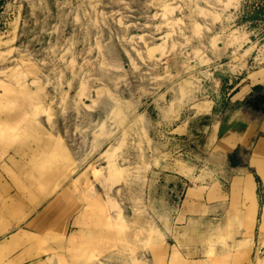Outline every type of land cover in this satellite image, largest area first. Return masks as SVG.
<instances>
[{
    "label": "rangeland",
    "instance_id": "rangeland-1",
    "mask_svg": "<svg viewBox=\"0 0 264 264\" xmlns=\"http://www.w3.org/2000/svg\"><path fill=\"white\" fill-rule=\"evenodd\" d=\"M243 3L234 22L239 0H0V264L263 260V188L252 244L208 246L246 237L252 188L240 198L217 182L213 154L189 143L186 157L185 144L157 134L143 115L158 120L144 104L155 97L168 120L182 107L206 111L210 103L196 102L205 86L220 87L207 71L219 46L240 67L256 48L249 65L264 64V0ZM236 28L247 42L230 39ZM203 169L207 176L192 178ZM174 171L190 180L188 198L205 192L202 211L216 225L180 238L196 217L175 219L173 230L163 219L160 230L145 216L163 206L146 198L148 176Z\"/></svg>",
    "mask_w": 264,
    "mask_h": 264
},
{
    "label": "crops",
    "instance_id": "crops-1",
    "mask_svg": "<svg viewBox=\"0 0 264 264\" xmlns=\"http://www.w3.org/2000/svg\"><path fill=\"white\" fill-rule=\"evenodd\" d=\"M241 4L244 5L243 0H239L238 10L232 12L234 22L236 20L240 22L238 19L241 17L239 11L242 7ZM249 38L252 41V34H249ZM255 50L256 48L245 57L244 67H240L241 61L232 60L230 48L224 49V46H219L216 54H209L210 63L207 71L211 73L213 80L219 82L220 87L219 89H211V86H205L207 89H203L206 95L196 103H210L206 111L197 113L192 107L191 111L186 114L184 107H182L177 119L168 120L164 114L167 106H160L162 100L158 99L159 97L144 103L148 110L150 108L152 111H157L158 120L156 122H152L148 111L145 110L143 114L152 123V128L157 134L168 135L169 141L179 142L181 145L185 144L183 153L185 152L186 157L190 155L188 145L194 146L195 143L201 145L199 149L202 153L213 154L212 156L207 155V160L212 161L215 170H217L214 173L218 183L230 184L234 192L243 200L244 188L246 186L252 188L251 200H248L250 208L246 209L247 214L246 212L242 214L243 218L249 221L248 225L250 226V231L247 232L246 237L239 239L231 246L226 244L222 237H218L215 241L208 240L210 243L208 246L211 247L218 243L229 251L235 247L240 248L252 244L251 229L256 222L260 209L257 201L258 187L263 188L264 193V113L251 106L255 103L258 107L261 106L257 99L261 95L264 96V64L253 67L249 65L251 64L249 59ZM251 74L255 77H251ZM201 86L204 87V84ZM58 134H60L59 130ZM199 176H207L206 170H201L196 176L192 173V178ZM147 179L146 198L150 202L158 201L163 205L159 208L144 209L145 216L153 217L155 228L163 229V219L164 223L170 226L169 229L173 230L177 228L175 219L181 217L183 221L180 225H187L190 219L193 220L196 217L197 226H191L185 229L183 233H179V237L183 238L189 237L193 232L204 231L217 224V218L210 217L208 211H202L205 205V192H199L197 197L190 196L188 198V192L191 188L188 187L190 180L184 175L176 171L169 174L154 172ZM242 180H246L248 183L245 184V181L242 182ZM202 187L204 188V186ZM162 190L165 191L162 192ZM42 198L49 199L50 196ZM195 206L197 207L195 208ZM211 210L215 211V215H220L219 207L211 208ZM45 212V210L41 212V218L46 215ZM214 214L212 212V215ZM0 231L2 230L0 229ZM205 254L215 253L213 249L209 248ZM211 264L214 263L211 261ZM258 264H264V257Z\"/></svg>",
    "mask_w": 264,
    "mask_h": 264
},
{
    "label": "bare ground",
    "instance_id": "bare-ground-1",
    "mask_svg": "<svg viewBox=\"0 0 264 264\" xmlns=\"http://www.w3.org/2000/svg\"><path fill=\"white\" fill-rule=\"evenodd\" d=\"M247 37V35L240 29V28H236V29H234L232 32H231V36H230V39L232 40V41H234L235 43H237V42H239V41H248V39L246 38ZM250 51L253 49V46H249V48H248ZM247 49V50H248ZM248 50V51H249ZM259 52H262V53H264V45H262L260 48H259V50H258ZM235 51H233V53H234ZM234 55V54H233ZM234 56H236V55H234ZM234 59H236L235 57H234ZM90 190L91 189H89V194L91 193L90 192ZM92 191V190H91Z\"/></svg>",
    "mask_w": 264,
    "mask_h": 264
},
{
    "label": "water",
    "instance_id": "water-1",
    "mask_svg": "<svg viewBox=\"0 0 264 264\" xmlns=\"http://www.w3.org/2000/svg\"><path fill=\"white\" fill-rule=\"evenodd\" d=\"M257 101L260 102L261 106L258 107L257 105H255V104H257V103H255V104H251L252 108H255L256 110H261V111L264 113V96L261 95V96L257 99Z\"/></svg>",
    "mask_w": 264,
    "mask_h": 264
}]
</instances>
